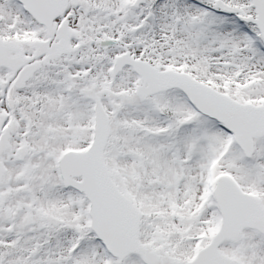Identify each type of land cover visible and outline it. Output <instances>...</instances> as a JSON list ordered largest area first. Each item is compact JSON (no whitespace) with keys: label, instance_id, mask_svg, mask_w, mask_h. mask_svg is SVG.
Segmentation results:
<instances>
[{"label":"snow or ice","instance_id":"snow-or-ice-1","mask_svg":"<svg viewBox=\"0 0 264 264\" xmlns=\"http://www.w3.org/2000/svg\"><path fill=\"white\" fill-rule=\"evenodd\" d=\"M0 264H264V0H0Z\"/></svg>","mask_w":264,"mask_h":264}]
</instances>
